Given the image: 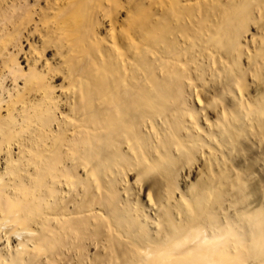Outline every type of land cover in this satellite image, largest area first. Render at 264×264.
<instances>
[{"label": "bare ground", "instance_id": "bare-ground-1", "mask_svg": "<svg viewBox=\"0 0 264 264\" xmlns=\"http://www.w3.org/2000/svg\"><path fill=\"white\" fill-rule=\"evenodd\" d=\"M119 1L0 0V264L72 262L108 234L117 264H264V213L213 230L240 182L212 172L177 198L187 156L234 139L226 111L200 124L215 71L264 131V87L245 95L241 68L264 0H137L128 30Z\"/></svg>", "mask_w": 264, "mask_h": 264}, {"label": "rangeland", "instance_id": "rangeland-1", "mask_svg": "<svg viewBox=\"0 0 264 264\" xmlns=\"http://www.w3.org/2000/svg\"><path fill=\"white\" fill-rule=\"evenodd\" d=\"M136 1H119L120 11L115 14V17L120 29H122L121 27H124L123 30L130 28ZM144 2L150 3L151 0H145ZM229 2L230 0H223L225 4ZM51 22L55 23L56 21L53 19ZM102 34L106 37L104 31ZM59 35V33L53 35L57 39L55 40L57 44H59L61 38ZM242 45H244L247 55L241 61V68H245L249 58L253 59V66L246 82L247 91L244 94L254 99L257 98L260 89L264 87V17H261L259 13L255 14L254 21L250 22L246 38L242 40ZM54 50L50 51V58H52ZM223 54H226L225 51ZM221 56L219 55L217 58L221 60ZM224 63L227 67V61H224ZM67 69L68 67H65L64 74H59L58 85H65L66 90L63 91V88H60V90L69 94L68 81H66L67 84L63 83ZM221 72L219 69L215 71L216 76L210 84L212 86L211 91L203 94V107L207 104L209 110L205 113L206 116L201 114L200 124L208 132L209 127L205 124V120L208 124L216 127L223 120V113L226 111L229 115L237 118L234 139L231 136L221 135L217 144L218 152L210 154L208 151L192 159L187 156L179 179L181 191L177 192V198L184 194L190 199L212 172L213 175L227 174L228 177L230 176V180L240 182L243 188L232 189L227 192L222 198L223 202L215 209L216 218L219 220L217 226L213 229L216 233L220 231L219 227L225 228L227 219L234 225L240 226L246 219L264 213V131L261 128L262 126H259V119L256 120L255 116L246 115L245 110L240 108L239 88L235 85L233 87L229 86L233 83H230L228 79H235L236 74L232 71H229V73ZM197 107L201 112L202 109L199 104H197ZM130 180L135 182L134 177H131ZM135 199L140 200L141 203H147L148 200L147 194L143 196V193L141 194L137 189L135 190ZM116 234L115 236H119L118 240L120 241L119 233ZM103 239L102 249L97 250L95 245H91L82 259L76 255L71 259L72 262L60 264H117L118 256L112 254L109 249L113 239L112 235L108 234V237H103ZM98 254L101 256L102 263L97 261Z\"/></svg>", "mask_w": 264, "mask_h": 264}]
</instances>
